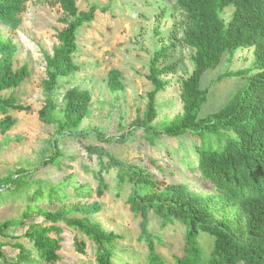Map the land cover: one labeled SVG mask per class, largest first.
<instances>
[{
	"label": "trees",
	"instance_id": "obj_1",
	"mask_svg": "<svg viewBox=\"0 0 264 264\" xmlns=\"http://www.w3.org/2000/svg\"><path fill=\"white\" fill-rule=\"evenodd\" d=\"M28 1L0 0V24L17 29ZM53 4H58L62 10L63 15L58 20L64 27L57 30L58 44L52 54L44 53L45 78L41 81L44 99L37 116L43 124L54 126L55 132L48 140L51 153L41 151L35 169L51 164L64 170L65 160L76 159L75 155L62 151L57 136L94 137L102 143L124 144L139 130L151 137L190 134L198 142L193 146L197 155L190 171L198 175L201 182L211 185L214 192L204 195L185 182L176 179L167 182L146 166L126 163L96 144L84 145V149L91 159L96 158L98 168L83 167L86 172H92L97 181L96 189L74 180L72 173L55 183L26 178L29 170L25 168L4 176L0 174L1 195L22 196L27 192L31 202L57 206L53 210L29 206L21 219L0 224L1 237L6 236L5 231L10 227H26L24 235L33 246L29 250L24 244L15 243L16 260L7 264L60 261L65 243L61 224L90 241L96 264H120L114 258L113 248L123 236L106 229L96 219L102 205L97 200L89 201L93 193L99 198L105 195L109 187L105 174L112 169L116 171L117 186L130 187L126 204L130 213L140 219L138 238L146 242L149 250L146 264H169L153 243L154 235L149 229L153 217L160 220L162 227L179 222L185 228L183 253L174 256V264H264V0H175L174 11L180 13L179 25L183 28L178 41L193 49L190 56L193 70L181 80L182 112L160 128L153 125L158 116L157 94L169 86L170 81L165 76L175 73L178 66V62L166 64L164 61L178 43L174 40L177 31L173 29L172 42L155 49L150 59L146 78L153 88L147 93L144 112L137 113L128 129L119 135H108L96 126L79 129L90 112L92 95L88 89L68 88L59 108L54 94L59 79L80 69L73 58L77 51V32L82 25L94 20L99 8L92 5L88 10H80L76 0H54ZM229 6H233V10L226 22L221 13ZM106 10V7L101 8V11ZM155 33L160 35L159 27ZM240 48H254L251 68L227 71L217 79L246 77L245 83L222 108L198 117L208 94V89L200 85L203 75L216 68L226 53L233 55ZM17 51L13 40L0 32V92L20 87L31 75L28 63L14 68ZM121 78L119 69L108 71L107 87L111 92L123 90ZM11 110L29 112L32 108L21 103L13 93L0 96V114L4 116L0 119V149L12 142L6 137L17 124ZM208 136H218L224 146L215 147L214 142L206 140ZM156 168L162 174L167 173L158 165ZM168 174L173 177L175 172ZM35 217H41L42 221H33ZM202 233L212 241L208 255L199 240ZM73 246L76 252L86 254L87 244L83 239L75 236ZM2 247L0 242V258H4Z\"/></svg>",
	"mask_w": 264,
	"mask_h": 264
},
{
	"label": "rangeland",
	"instance_id": "obj_2",
	"mask_svg": "<svg viewBox=\"0 0 264 264\" xmlns=\"http://www.w3.org/2000/svg\"><path fill=\"white\" fill-rule=\"evenodd\" d=\"M53 1H28L17 29L0 24L2 35L11 38L18 47L14 68L28 63L31 71L30 77L20 87L4 90L0 92V96L7 97L13 93L21 103L32 108L29 112L10 111L17 124L6 135L7 140L12 142L0 149V174L4 176L18 168H25L29 170L26 178L45 179L55 183L72 173L74 180L87 183L92 189H96L97 181L92 172H86L83 168L84 165L92 170L98 168L96 158L91 159L84 149V145L96 144L104 146L126 163L146 166L157 177L167 182L176 179L187 183L201 194L213 193L211 185L204 184L198 175H193L190 171L189 167L195 166L197 155L193 146L198 144L197 139L190 134L179 137H151L139 130L124 144L102 143L94 137L76 139L73 136H57L62 151L75 155L76 159L72 162L65 160L67 166L64 170H58L51 164L35 169L41 151L51 153L48 140L55 132L54 126L43 124L37 116V110L43 105L44 99L41 89V81L45 78L44 53L52 54L53 47L58 44L57 30L64 27L58 20L63 15L62 10L58 4H53ZM174 2L175 0H76L80 10H88L92 5H97L99 9L94 20L82 25L77 32V51L73 58L80 69L61 77L54 94L61 108L64 93L68 88L78 86L90 90V112L81 122L79 129L96 126L108 135H119L128 129L129 123L137 113L144 112L147 93L153 88L146 78L152 54L163 43L172 42L170 36L173 29L177 31L175 41H178V37L183 33V28L179 25L181 15L174 11ZM103 7L107 10L101 11ZM232 10L233 6H229L221 13L226 22L231 18ZM156 27H159L161 32L159 36L155 33ZM253 50L254 48H240L233 55L226 53L216 68L203 75L200 85L208 89V94L198 117H204L222 108L245 83L246 77L228 76L221 80L217 78L227 71L251 68L254 61ZM192 53V48L178 41L164 60L166 64L178 62V66L175 73L165 76L170 81L169 86L157 94L158 116L153 121L155 128L167 124L182 112L181 80L193 70V62L190 59ZM112 68L122 72L124 88L121 91L111 92L107 87V73ZM3 117L0 114V119ZM206 140L214 142L215 147L221 144L224 146L218 136H208ZM152 161L167 173L162 174ZM170 171L175 172L173 177L168 174ZM115 174L114 169L105 174L109 185L105 195L99 198L93 193L89 201L97 200L102 205L96 219L106 229L123 236L122 240L114 243L115 260L120 264H146L149 250L146 242L138 238L140 219L130 213L126 204L130 187L124 185L119 188ZM32 190L31 188L29 192ZM29 206L51 210L57 207L48 206L45 202H31L27 192L22 196L0 194V224L6 220L21 219ZM32 220L40 222L42 218L35 217ZM61 225L64 228L65 243L60 251L61 259L55 264H96L90 241L83 234ZM149 229L154 235L156 251L167 263L174 264V256L183 253V224L176 222L162 227L160 220L153 217ZM25 230L26 227L23 226L10 227L5 231V237L0 236V242L3 244L1 250L4 253L0 264L16 260L18 249L14 247L15 243L24 244L29 250L33 249L32 243L24 235ZM75 236L86 242L85 255L75 251ZM207 236L203 233L199 236L206 255L212 246V241Z\"/></svg>",
	"mask_w": 264,
	"mask_h": 264
}]
</instances>
